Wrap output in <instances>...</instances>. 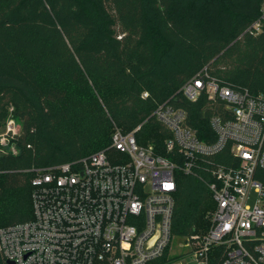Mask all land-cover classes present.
<instances>
[{"label":"trees","instance_id":"16d2710c","mask_svg":"<svg viewBox=\"0 0 264 264\" xmlns=\"http://www.w3.org/2000/svg\"><path fill=\"white\" fill-rule=\"evenodd\" d=\"M202 70L264 94V0H0V128L11 106L22 125L17 153H0V227L33 218L34 169L116 153L115 125L140 126L138 143L168 155L169 131L153 114L161 103L185 109L212 142L210 118L224 103L180 91ZM220 157L233 160L228 150ZM255 176L264 182L263 169ZM204 178L177 174L173 237L208 231L214 202ZM170 245L154 264L183 257ZM223 253L212 247L209 264Z\"/></svg>","mask_w":264,"mask_h":264},{"label":"built area","instance_id":"2783aa9c","mask_svg":"<svg viewBox=\"0 0 264 264\" xmlns=\"http://www.w3.org/2000/svg\"><path fill=\"white\" fill-rule=\"evenodd\" d=\"M261 22L254 24L259 31ZM180 91L190 100L206 94L224 110L210 118L207 142L188 123V112L166 101L155 117L169 131L168 155L138 143L134 131L115 125L111 148L70 162L34 169L33 218L0 227V255L13 264H154L172 243L177 174L205 177L214 202L204 234L187 238L190 258L175 264H264V94L221 85L206 70ZM144 97L148 93L143 94ZM9 108L0 128V151L16 154L21 122ZM228 150L232 162L221 155ZM236 158V161H235ZM256 192L254 205L249 203Z\"/></svg>","mask_w":264,"mask_h":264},{"label":"rangeland","instance_id":"374dc122","mask_svg":"<svg viewBox=\"0 0 264 264\" xmlns=\"http://www.w3.org/2000/svg\"><path fill=\"white\" fill-rule=\"evenodd\" d=\"M1 153V151H0ZM256 201V192L251 191L249 203L254 205ZM194 246V244L187 240L186 238L173 237L172 243L170 245V254L171 255H180L183 254V257L187 259L190 258L188 251Z\"/></svg>","mask_w":264,"mask_h":264},{"label":"water","instance_id":"95a60500","mask_svg":"<svg viewBox=\"0 0 264 264\" xmlns=\"http://www.w3.org/2000/svg\"><path fill=\"white\" fill-rule=\"evenodd\" d=\"M7 264H13V262H12V261H10V260H8V261H7Z\"/></svg>","mask_w":264,"mask_h":264}]
</instances>
